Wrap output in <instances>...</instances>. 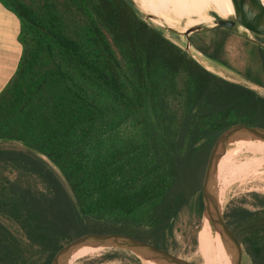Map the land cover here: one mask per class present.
<instances>
[{"label":"trees","instance_id":"16d2710c","mask_svg":"<svg viewBox=\"0 0 264 264\" xmlns=\"http://www.w3.org/2000/svg\"><path fill=\"white\" fill-rule=\"evenodd\" d=\"M20 20L22 55L0 93V264H51L89 233H121L169 252L217 138L264 128V97L204 67L133 0H0ZM234 9L184 10L185 30ZM228 29L191 34L215 63L264 88V48L229 60ZM237 157V156H236ZM230 203L243 264H264V196ZM114 256H107L112 259Z\"/></svg>","mask_w":264,"mask_h":264},{"label":"rangeland","instance_id":"374dc122","mask_svg":"<svg viewBox=\"0 0 264 264\" xmlns=\"http://www.w3.org/2000/svg\"><path fill=\"white\" fill-rule=\"evenodd\" d=\"M134 1L138 6L136 0ZM147 1L151 3L149 8L154 14L158 15L159 13V16L162 14V16L172 15L173 19L177 18L175 15L179 17L180 22L178 21V25L180 28L176 30L157 23L156 18L150 17L149 14L143 12L139 8L141 12L147 17L146 19L148 22L154 26L163 28L165 30V35L168 38H170L180 47L188 50L187 47L189 48L190 42L184 34V10H187V8L191 7L186 3L193 0H155L157 2L154 0ZM161 12L163 13L161 14ZM209 14L213 17V22H204L196 26H201L204 28L212 27L214 20L219 17L213 11H209ZM228 18L231 17H227V19ZM230 31L234 36H232L227 43V54L229 60L240 71H244L249 60L246 48L243 45L244 41L246 40L244 37H251V35L243 28H236L235 30ZM188 51L209 71L229 81L247 85L250 88L256 90L259 95L264 97V88L247 82L238 73L215 63L214 61L205 57L202 53H195L197 50L194 51V48L192 47ZM235 148L236 144L234 142V144L232 143L228 146L226 152L228 154H233ZM214 189L215 193L218 195L221 207L224 212L227 209V206L233 202L235 204H244V206L251 207L253 202L252 194L256 193L264 196V155L256 157L254 153L249 151L238 157H222ZM204 221V217L198 219L193 211L189 209L185 210L181 214L177 223L176 235L178 245L177 249L172 253L193 264H231L230 252L225 248L221 238L217 234L213 233L214 241L210 249L207 251L210 258H206L203 251H201ZM107 256L114 257L109 260L107 259ZM71 260L72 257L70 258L68 264H145L143 259L138 258L133 253L115 248H101V250L95 254L81 257L73 262H71Z\"/></svg>","mask_w":264,"mask_h":264},{"label":"water","instance_id":"95a60500","mask_svg":"<svg viewBox=\"0 0 264 264\" xmlns=\"http://www.w3.org/2000/svg\"><path fill=\"white\" fill-rule=\"evenodd\" d=\"M231 1L234 8V15L231 18L218 16L219 18L214 20V24L210 28L194 26L187 29L184 34L188 40L191 34L197 32L243 28L251 35V37H244L247 41L264 48V3L262 0ZM133 2L135 3L134 0ZM137 8L139 9L138 6ZM150 17L154 16L150 15ZM189 46H191V43ZM241 141L264 142V128L239 123L226 129L217 138L210 151L201 190L203 217L207 219L214 234L219 235L225 248L230 252L231 264H243V247L226 222L224 211L214 187L221 159L228 146ZM84 247L120 249L155 264H193L149 242L121 233H89L83 235L64 245L57 252L51 264H68L70 258Z\"/></svg>","mask_w":264,"mask_h":264},{"label":"bare ground","instance_id":"6f19581e","mask_svg":"<svg viewBox=\"0 0 264 264\" xmlns=\"http://www.w3.org/2000/svg\"><path fill=\"white\" fill-rule=\"evenodd\" d=\"M157 1H155V2H157ZM136 2L138 3L139 8L143 12L154 16L156 18L157 23H159L161 25H165V26H167L169 28H172V29H176V30L180 28V26L178 25V21L180 22V20H179V17L177 15H175L177 17L175 19H173V16L170 13L169 14L171 16H162L163 12H161L162 15L160 14L161 16H159V13L157 15V14H154L153 12H151V10L149 8V5L151 3L148 2L147 0H136ZM262 2L264 3V0H262ZM186 4L191 6V7L187 8V9H209V8L217 6L218 4H224V5H227V6H230V7L233 8V4H232L231 0H193V1L188 2ZM191 47L194 48L191 45V46H189V48L187 47V49L190 50ZM194 51H196L195 48H194ZM195 53L199 54V52H197V51ZM235 144H236V148H235L233 154H228L227 152H225L224 155H223V158L232 157V156H237L238 157V156H241L243 153H246V152H249V151L254 153V155L256 157L264 155V142H259V141H241V142H235ZM213 233L214 232L212 231V228H211L209 222L207 221V219H205L204 227H203V239H202V250L201 251H203V253L205 254L206 258H210L208 253H207V251L210 249V247L213 244V241H214L213 240ZM100 250H101V248L84 247V248L78 250L73 255L71 262H73V261H75V260H77V259H79L81 257H85V256H88V255H91V254H95V253H97ZM144 261H145V264H155V263L150 262V261H146V260H144Z\"/></svg>","mask_w":264,"mask_h":264},{"label":"crops","instance_id":"0c3cea01","mask_svg":"<svg viewBox=\"0 0 264 264\" xmlns=\"http://www.w3.org/2000/svg\"><path fill=\"white\" fill-rule=\"evenodd\" d=\"M21 23L15 13L0 2V93L15 74L22 55Z\"/></svg>","mask_w":264,"mask_h":264}]
</instances>
